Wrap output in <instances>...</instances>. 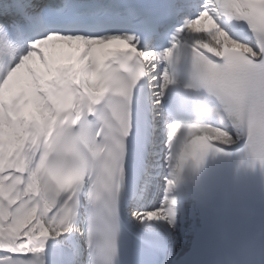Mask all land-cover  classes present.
Listing matches in <instances>:
<instances>
[{
  "label": "snow or ice",
  "instance_id": "obj_1",
  "mask_svg": "<svg viewBox=\"0 0 264 264\" xmlns=\"http://www.w3.org/2000/svg\"><path fill=\"white\" fill-rule=\"evenodd\" d=\"M185 48L220 116L174 144L163 102ZM211 148L264 165V0L0 3V264H49L81 196L92 216L62 259L132 264L125 219L174 224V180L149 206L162 170L178 177Z\"/></svg>",
  "mask_w": 264,
  "mask_h": 264
},
{
  "label": "bare ground",
  "instance_id": "obj_2",
  "mask_svg": "<svg viewBox=\"0 0 264 264\" xmlns=\"http://www.w3.org/2000/svg\"><path fill=\"white\" fill-rule=\"evenodd\" d=\"M67 62V61H64ZM173 83L169 86L174 84ZM164 104V103H163ZM162 130V129H161ZM173 189V188H171ZM171 193V191H170ZM168 193L169 198L175 201L174 209L176 212L175 223H169L166 220H152V221H144L137 222V225L144 226L146 229L150 230H158L159 228H165L171 235L176 233H182L181 236L177 234L174 236L175 239L179 240L180 244L177 247V251L179 253H183L187 250L191 244L192 237H194L199 230V224L201 222V216L203 212L206 210L208 205H210L209 199L202 193L200 186L194 188L192 193L188 194L184 200L179 202V205H176V200L173 199L172 194ZM157 201L150 204L149 206H156ZM76 220L79 218H75ZM74 221H72L73 225ZM73 228V226H72ZM179 236V237H178ZM76 232L73 228V231L65 236L60 237L59 239H52L48 241L49 248V263L56 264H67V262L62 259L61 253L63 248L67 243L76 242Z\"/></svg>",
  "mask_w": 264,
  "mask_h": 264
},
{
  "label": "clouds",
  "instance_id": "obj_3",
  "mask_svg": "<svg viewBox=\"0 0 264 264\" xmlns=\"http://www.w3.org/2000/svg\"><path fill=\"white\" fill-rule=\"evenodd\" d=\"M199 108L200 111L197 113V117L200 120H203L209 115H215L216 117L220 116L218 109L215 106H210L206 100H201Z\"/></svg>",
  "mask_w": 264,
  "mask_h": 264
}]
</instances>
